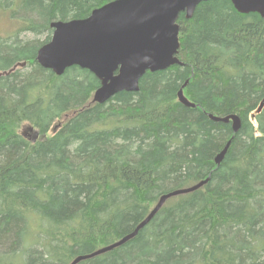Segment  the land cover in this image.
I'll return each instance as SVG.
<instances>
[{"label": "trees", "instance_id": "1", "mask_svg": "<svg viewBox=\"0 0 264 264\" xmlns=\"http://www.w3.org/2000/svg\"><path fill=\"white\" fill-rule=\"evenodd\" d=\"M110 1L26 0L25 26L0 36V72L12 70L0 76V264H69L131 233L163 194L208 177L136 237L79 264H264V18L201 2L178 19L183 65L95 103L92 72L57 76L36 55L53 20ZM22 30L47 37L23 42ZM186 82L194 108L178 99ZM210 113L239 115L240 130Z\"/></svg>", "mask_w": 264, "mask_h": 264}, {"label": "water", "instance_id": "2", "mask_svg": "<svg viewBox=\"0 0 264 264\" xmlns=\"http://www.w3.org/2000/svg\"><path fill=\"white\" fill-rule=\"evenodd\" d=\"M203 1L208 0H112L95 8L83 20L53 22L52 38L39 50L37 61L59 75L73 65L90 70L100 80L93 102L104 103L120 91L138 90L140 78L147 70L160 71L178 62L179 16L184 13L191 18ZM231 1L240 12H256L264 17V0ZM179 96L185 100L184 95ZM229 118L235 129L240 127L237 115ZM226 151L221 152L218 161ZM202 185L163 194L134 232L110 246L79 255L69 264H78L124 244L154 218L168 198Z\"/></svg>", "mask_w": 264, "mask_h": 264}, {"label": "bare ground", "instance_id": "3", "mask_svg": "<svg viewBox=\"0 0 264 264\" xmlns=\"http://www.w3.org/2000/svg\"><path fill=\"white\" fill-rule=\"evenodd\" d=\"M232 2V1H231ZM233 4V3H232ZM234 6V5H233ZM235 8V7H234ZM236 9V8H235ZM237 10V9H236ZM238 11V10H237ZM238 12H240V11H238ZM92 13V12H91ZM240 13H243V14H249V12L248 13H245V12H240ZM250 13H256V12H250ZM259 14V13H258ZM262 17V16H261ZM85 18H87V17H85ZM85 18H81V19H69V20H62V19H58V20H53L51 23H50V27H51V24L53 23V22H55V21H64V22H68V21H74V20H83V19H85ZM186 18V17H185ZM264 18V17H263ZM188 19V18H187ZM190 19V18H189ZM52 28V27H51ZM52 30H53V32H54V28H52ZM53 32H52V35H53ZM51 38H52V36H51ZM180 39V38H179ZM45 45V44H44ZM43 45V46H44ZM42 46V47H43ZM180 46H181V43H180ZM42 47H40L39 48V50L42 48ZM39 50L37 51V55H36V61H37V56H38V52H39ZM38 62V61H37ZM20 63H22L23 64V66L22 65H19ZM39 63V62H38ZM26 64H27V62L26 61H23V62H19V63H17V64H15L14 66H13V68L17 65V67L16 68H18V67H25L26 66ZM174 65H183V63L180 61V59L178 58V62L176 63V64H174ZM73 66H78V65H73ZM173 66V65H172ZM72 66H70V67H67L66 68V70L67 69H69V68H71ZM78 67H80V66H78ZM171 67V66H170ZM12 68V69H13ZM15 68V69H16ZM45 68V67H44ZM81 68V67H80ZM169 68V67H168ZM46 69H48V68H46ZM82 69H85V68H82ZM167 69V68H166ZM14 70V69H13ZM49 70H52V69H49ZM66 70H65V72H66ZM88 70V69H87ZM163 70H165V69H163ZM53 71V70H52ZM90 71V70H89ZM160 71H162V70H160ZM12 72V70H7V71H4V72H0V76H3V75H6V74H10ZM54 72V71H53ZM64 72V73H65ZM91 72V71H90ZM147 72H156V71H151V70H147L146 71V73ZM55 73V72H54ZM64 73H62V74H57V73H55V75H57V76H61V75H63ZM145 73V74H146ZM94 74V73H93ZM145 74L144 75H142V77L140 78V81H139V89L138 90H135V91H128V90H123V91H127V92H138L139 90H140V82H141V79L145 76ZM95 75V74H94ZM100 81V80H99ZM186 84H187V82L182 86V88L179 90V92H178V99H179V101L182 103V104H184L185 106H188V107H192V108H194V107H196L197 105L195 104V103H193V102H191V101H189L188 99H187V97L184 95V87L186 86ZM120 92H122V91H120ZM120 92H118V93H120ZM118 93H116V94H118ZM115 94V95H116ZM184 95V98H185V100H181L180 99V96L179 95ZM115 95H113L112 97H114ZM112 97H110L109 99H111ZM108 99V100H109ZM107 100V101H108ZM230 115H232V114H230ZM234 115H237V114H234ZM238 117H239V119H240V121H241V125H242V120H241V118H240V116L239 115H237ZM209 117H210V119H212V120H214V121H216V122H223V123H231V126H232V130H233V133L235 134V133H237L239 130H240V128H241V125H240V127L239 128H237V129H235V127H234V125H233V123H232V119L231 118H229V115H227V116H216V115H214V114H209ZM229 118L228 120H224L225 118ZM233 138V137H232ZM232 138L227 142V144L225 145V147L216 155V157H215V162H216V164L217 165H219L221 162H222V160L224 159V157L220 160V161H218L217 159H218V157H219V155L221 154V152L224 150V149H227V151H226V153L228 152V149H229V147H230V144H231V140H232ZM226 155V154H225ZM209 179H210V177H208L207 179H205V180H202L201 182H199V183H203V185L202 186H204L205 184H207V182L209 181ZM199 183H197V184H194V185H192V186H190V187H186V188H181V189H177V190H173V191H170V192H168V193H172V192H175V191H179V190H185V189H191V188H193V187H195V186H197ZM202 186H200V187H198V188H196V189H194V190H192V191H190V192H187V193H191V192H193V191H195V190H198V189H200ZM182 194H186V193H180V194H177V195H173L172 197H175V196H178V195H182ZM161 197V196H160ZM172 197H170V198H168L167 200H166V202L169 200V199H171ZM165 202V203H166ZM150 213V212H149ZM148 216V215H147ZM142 222V221H141ZM140 222V223H141ZM139 223V224H140ZM138 224V225H139ZM149 224V223H148ZM147 224V225H148ZM137 225V226H138ZM137 226L135 227V229L137 228ZM145 227V226H144ZM144 227H142L141 229H143ZM134 229V230H135ZM140 229V230H141ZM134 230L132 231V232H134ZM139 230V231H140ZM131 232V233H132ZM131 233H129V234H131ZM139 233V232H138ZM137 233V234H138ZM128 235V234H127ZM126 236V235H125ZM125 236H123L122 238H124ZM137 236V235H136ZM136 236H134V237H136ZM133 237V238H134ZM122 238H120L118 241H120ZM133 238H131V239H133ZM130 239V240H131ZM130 240H128V241H130ZM118 241H115V242H113V243H111V244H109V245H106V246H103V247H101V248H104V247H107V246H110V245H112V244H114V243H116V242H118ZM127 241V242H128ZM126 243V242H125ZM124 243V244H125ZM123 245V244H122ZM122 245H120V246H122ZM117 247H119V246H117ZM117 247H115V248H117ZM101 248H99V249H101ZM114 248V249H115ZM114 249H112V250H114ZM98 250V249H97ZM112 250H110V251H112ZM96 251V250H95ZM109 252V251H108ZM104 254V253H103ZM101 255V254H100ZM96 257V256H95ZM82 262V261H81ZM80 263V262H79ZM78 263V264H79Z\"/></svg>", "mask_w": 264, "mask_h": 264}, {"label": "rangeland", "instance_id": "4", "mask_svg": "<svg viewBox=\"0 0 264 264\" xmlns=\"http://www.w3.org/2000/svg\"><path fill=\"white\" fill-rule=\"evenodd\" d=\"M13 4L11 10L6 9L5 7H0V36L8 37L14 35V32L19 31L23 26H25V22L27 20L26 10L24 9V3L26 0H13ZM34 2V1H33ZM17 37L20 41H32L38 39L43 41L46 39L47 34H41L35 37L30 31H21L18 33ZM58 123L55 121L54 126ZM34 140L37 138L38 133L33 132ZM35 240V239H34Z\"/></svg>", "mask_w": 264, "mask_h": 264}]
</instances>
